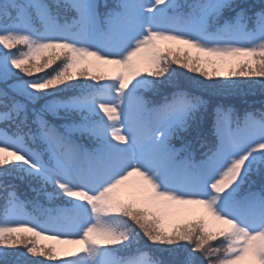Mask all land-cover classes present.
I'll list each match as a JSON object with an SVG mask.
<instances>
[{
    "label": "snow or ice",
    "instance_id": "obj_1",
    "mask_svg": "<svg viewBox=\"0 0 264 264\" xmlns=\"http://www.w3.org/2000/svg\"><path fill=\"white\" fill-rule=\"evenodd\" d=\"M0 82V264H264V0H0Z\"/></svg>",
    "mask_w": 264,
    "mask_h": 264
},
{
    "label": "trees",
    "instance_id": "obj_2",
    "mask_svg": "<svg viewBox=\"0 0 264 264\" xmlns=\"http://www.w3.org/2000/svg\"><path fill=\"white\" fill-rule=\"evenodd\" d=\"M50 2V0H49ZM190 2V0H189ZM247 3L249 4H259L260 0H246ZM26 50V48H24L23 46H17L14 49H11L10 51L14 54H19L20 52H24ZM7 51V50H6ZM15 71V70H14ZM50 71V69H49ZM6 85L2 82H0V88H5ZM205 99H208L209 102L212 104L213 107H215L216 105H231L232 107H234L236 110H239V115L243 116L244 111L248 110V111H256L259 110L261 108H264V92H258V93H254V94H238V95H226V96H211V95H205L204 97ZM0 127L2 128L3 125L0 124ZM2 179V178H0ZM16 183H19L18 181H15ZM19 191L21 193L24 192V188L23 186H21V188L19 189ZM2 193H0V211H2V207H3V199H2ZM21 198L23 199V195L21 196ZM44 204V206H50L48 204V202L43 201L42 202ZM213 243H218L217 242H213ZM140 250L143 252H147L150 256H152L155 259H159L163 262V264H170V261L173 259V257L169 256V254L167 253H159V252H155L153 247L150 245V242L142 241L141 246H140ZM117 257L123 260L129 259L133 256H137L139 255V253L133 249L131 251H126V252H118L116 253ZM179 258V257H177ZM36 259H45L42 257L36 258ZM47 264V262H46Z\"/></svg>",
    "mask_w": 264,
    "mask_h": 264
},
{
    "label": "rangeland",
    "instance_id": "obj_3",
    "mask_svg": "<svg viewBox=\"0 0 264 264\" xmlns=\"http://www.w3.org/2000/svg\"><path fill=\"white\" fill-rule=\"evenodd\" d=\"M182 1V0H181ZM27 51V49L25 50ZM24 51V52H25ZM258 92H264V88L260 87L259 85H257L255 88H253L251 91H247L245 92L244 94H254V93H258ZM27 212L31 213L33 211L32 210H29V209H26ZM188 220H191L192 217H189L187 218ZM41 243H49L48 241H40ZM39 258V257H38ZM32 259H36V258H32Z\"/></svg>",
    "mask_w": 264,
    "mask_h": 264
}]
</instances>
